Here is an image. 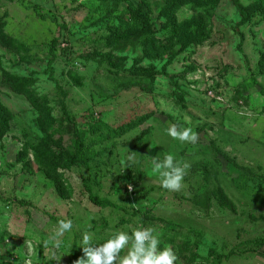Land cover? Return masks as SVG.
<instances>
[{
    "label": "rangeland",
    "instance_id": "1",
    "mask_svg": "<svg viewBox=\"0 0 264 264\" xmlns=\"http://www.w3.org/2000/svg\"><path fill=\"white\" fill-rule=\"evenodd\" d=\"M169 152L179 192L152 172ZM141 225L177 264H264V0H0V264Z\"/></svg>",
    "mask_w": 264,
    "mask_h": 264
},
{
    "label": "clouds",
    "instance_id": "2",
    "mask_svg": "<svg viewBox=\"0 0 264 264\" xmlns=\"http://www.w3.org/2000/svg\"><path fill=\"white\" fill-rule=\"evenodd\" d=\"M173 140L195 145L199 134L192 127L171 124L165 129ZM152 172L157 175L160 186L170 192H179L184 187V179L191 165L178 159L174 153H167L163 159L158 155L151 159ZM129 191L132 186L129 185ZM74 228L72 219L58 221L56 237L71 233ZM161 233L154 227L139 226L128 231H116L104 242L93 243V235L84 232L80 245L83 247L84 258L76 264H177L178 256L169 245L161 248ZM47 246V242H46ZM60 245L56 243L58 248Z\"/></svg>",
    "mask_w": 264,
    "mask_h": 264
},
{
    "label": "trees",
    "instance_id": "3",
    "mask_svg": "<svg viewBox=\"0 0 264 264\" xmlns=\"http://www.w3.org/2000/svg\"><path fill=\"white\" fill-rule=\"evenodd\" d=\"M171 1H174V0H171ZM57 43H58V41L54 42V46L52 48L53 55H55L54 53H55V47H56ZM52 75H54V72L52 73ZM142 124H143V120H139V121H135V122H128L126 124H123L122 126H119L116 129H113V135L112 136L113 137H116L117 135L122 136L126 133H129L133 130H136ZM105 138H110V136H106ZM98 142H99V140H98ZM84 149H85V146L79 140H77L76 141V157H74V159L72 160L71 165H73L75 167L77 161H81V159L82 160L84 159V157H85ZM91 199L94 203H100L98 198H95V199L91 198ZM55 220L59 221L57 219H55ZM75 250H76V253H78L79 247L75 248ZM81 258H84V254L81 255Z\"/></svg>",
    "mask_w": 264,
    "mask_h": 264
}]
</instances>
